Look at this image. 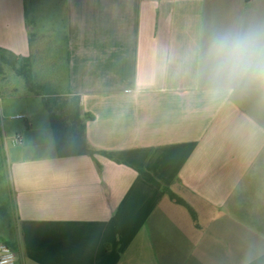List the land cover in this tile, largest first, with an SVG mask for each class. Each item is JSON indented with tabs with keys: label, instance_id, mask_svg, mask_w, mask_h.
<instances>
[{
	"label": "crops",
	"instance_id": "obj_1",
	"mask_svg": "<svg viewBox=\"0 0 264 264\" xmlns=\"http://www.w3.org/2000/svg\"><path fill=\"white\" fill-rule=\"evenodd\" d=\"M57 1L63 79L47 90L117 162L59 158L34 129L12 141L0 241L15 264H261L244 257L264 240V98L210 99L179 67L210 31L264 22V0ZM30 31L24 1L0 0V51L28 58L34 78Z\"/></svg>",
	"mask_w": 264,
	"mask_h": 264
},
{
	"label": "rangeland",
	"instance_id": "obj_2",
	"mask_svg": "<svg viewBox=\"0 0 264 264\" xmlns=\"http://www.w3.org/2000/svg\"><path fill=\"white\" fill-rule=\"evenodd\" d=\"M23 1L27 26L33 33V35L29 34L31 49L33 56H35V51L38 53L37 63L41 68V71L37 75L35 74L33 81L36 85L47 90L49 89L48 81L53 80L57 83L63 75L58 77L62 73V40L58 37L59 34L56 33V38L52 34V30L57 32L63 30L59 13V9L63 8V5L57 0ZM3 72L4 74L0 75V219L2 225L10 222L11 217L7 196L5 149H12V141L14 143L16 138H20L21 143L14 144V148L20 149L24 144V133L28 138L29 133L27 132L32 129L38 132L37 135L40 138H51V142H53L48 115L42 99L27 94L23 78L16 75L11 67L3 66ZM18 116L24 119H15ZM30 124L32 128H30ZM261 231L264 232V229ZM249 242L251 240H248ZM255 245L260 249L257 253L245 256L244 262L264 264V240H260L259 244L255 243Z\"/></svg>",
	"mask_w": 264,
	"mask_h": 264
},
{
	"label": "clouds",
	"instance_id": "obj_3",
	"mask_svg": "<svg viewBox=\"0 0 264 264\" xmlns=\"http://www.w3.org/2000/svg\"><path fill=\"white\" fill-rule=\"evenodd\" d=\"M180 73L208 98H264V22L210 31L182 58Z\"/></svg>",
	"mask_w": 264,
	"mask_h": 264
},
{
	"label": "trees",
	"instance_id": "obj_4",
	"mask_svg": "<svg viewBox=\"0 0 264 264\" xmlns=\"http://www.w3.org/2000/svg\"><path fill=\"white\" fill-rule=\"evenodd\" d=\"M3 66L11 67L16 75L23 78L29 96L40 97L42 99L43 106L48 115L50 131L57 157L66 158L86 155L93 159L96 154H99L117 162L116 159L109 156L106 152L96 150L85 144L72 126L69 115L70 101L68 96L51 95L48 90H44L41 86L36 85L33 81L31 63L28 58H22L11 53L0 51V75L4 74ZM136 172L142 180L159 189L161 193L168 196L171 201L189 209V207L168 188L162 187L151 174L144 170H136Z\"/></svg>",
	"mask_w": 264,
	"mask_h": 264
},
{
	"label": "built area",
	"instance_id": "obj_5",
	"mask_svg": "<svg viewBox=\"0 0 264 264\" xmlns=\"http://www.w3.org/2000/svg\"><path fill=\"white\" fill-rule=\"evenodd\" d=\"M15 119H24L23 117H15ZM20 139L16 138L14 144H19ZM16 255L14 251L5 243L0 241V264H15Z\"/></svg>",
	"mask_w": 264,
	"mask_h": 264
}]
</instances>
